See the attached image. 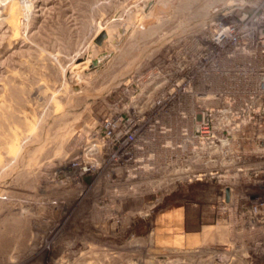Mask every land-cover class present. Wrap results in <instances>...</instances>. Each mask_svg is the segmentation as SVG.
<instances>
[{"label":"rangeland","instance_id":"1","mask_svg":"<svg viewBox=\"0 0 264 264\" xmlns=\"http://www.w3.org/2000/svg\"><path fill=\"white\" fill-rule=\"evenodd\" d=\"M246 1L0 0V264H264L262 168L130 184L103 128Z\"/></svg>","mask_w":264,"mask_h":264},{"label":"built area","instance_id":"2","mask_svg":"<svg viewBox=\"0 0 264 264\" xmlns=\"http://www.w3.org/2000/svg\"><path fill=\"white\" fill-rule=\"evenodd\" d=\"M245 5L254 13L211 22L199 64L194 57L167 93L140 111L135 102L128 121L103 122L116 162L137 173L130 184L155 183L162 169L176 185L196 173L264 171V0Z\"/></svg>","mask_w":264,"mask_h":264},{"label":"crops","instance_id":"3","mask_svg":"<svg viewBox=\"0 0 264 264\" xmlns=\"http://www.w3.org/2000/svg\"><path fill=\"white\" fill-rule=\"evenodd\" d=\"M204 236V235H203ZM206 237V239L207 238H209L210 239V237L209 236H207V235H205L204 236V238ZM202 240V238L201 237H199V238H197V236L195 237V236H193V237H191L189 240H188V242H197V241H201ZM208 240V239H207ZM211 240V239H210Z\"/></svg>","mask_w":264,"mask_h":264},{"label":"water","instance_id":"4","mask_svg":"<svg viewBox=\"0 0 264 264\" xmlns=\"http://www.w3.org/2000/svg\"><path fill=\"white\" fill-rule=\"evenodd\" d=\"M105 38V34L104 35H102V37L99 39V44L103 41V39Z\"/></svg>","mask_w":264,"mask_h":264},{"label":"bare ground","instance_id":"5","mask_svg":"<svg viewBox=\"0 0 264 264\" xmlns=\"http://www.w3.org/2000/svg\"><path fill=\"white\" fill-rule=\"evenodd\" d=\"M67 171V169H65V172Z\"/></svg>","mask_w":264,"mask_h":264}]
</instances>
